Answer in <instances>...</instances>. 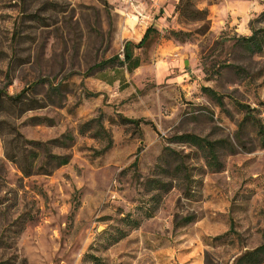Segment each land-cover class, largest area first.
Instances as JSON below:
<instances>
[{
    "label": "rangeland",
    "instance_id": "obj_1",
    "mask_svg": "<svg viewBox=\"0 0 264 264\" xmlns=\"http://www.w3.org/2000/svg\"><path fill=\"white\" fill-rule=\"evenodd\" d=\"M177 1L0 0V85L9 62L10 94L36 77L66 83L59 106L11 122L26 139L73 137L68 147L51 148L69 155L66 164L29 176L3 157L0 140V264H232L262 242L264 147L256 130L243 135L249 151L220 150L218 172L171 138L188 132L233 143L240 113L232 98L253 107L264 130V45L251 54L232 40L218 42L248 36L251 28L262 34L264 0H189L206 11L203 21L174 12ZM148 25L159 36L135 50L140 63L131 72L109 71L120 77L111 83L95 73L62 78L120 56L124 40H138ZM170 29L189 36L166 38ZM202 86L223 96L226 111ZM118 115L142 121L134 127ZM30 116L52 123L30 124ZM98 117L108 145L96 125L77 131ZM166 146L186 154L191 175L186 183L172 180L158 199L147 179L169 180L159 167ZM186 215L193 219L182 223Z\"/></svg>",
    "mask_w": 264,
    "mask_h": 264
},
{
    "label": "trees",
    "instance_id": "obj_2",
    "mask_svg": "<svg viewBox=\"0 0 264 264\" xmlns=\"http://www.w3.org/2000/svg\"><path fill=\"white\" fill-rule=\"evenodd\" d=\"M174 12L187 20L203 21L206 18V11L204 9H197L189 0H178L174 6ZM260 14L264 15V2ZM18 35L19 32L15 28L10 35V39L15 40ZM153 36L158 37L159 31L149 25L143 29L138 40H124L120 56L114 54L107 58L100 59L88 66L85 71L81 73L70 71L63 75L62 78L68 79L72 74L85 77L95 73L98 75V78L107 83H111L114 79H119L120 77L109 75V71H113L114 73H118V70L121 72H131L138 67L140 57L135 53V50L142 49ZM188 36L189 31L170 29L166 38L171 37L177 41H182ZM227 40H232L233 45L238 44L251 54L259 53L264 45V31L262 34H259L258 30L251 28V33L248 36L221 37L218 42L222 43ZM13 59L14 56L11 60L13 61ZM8 64L0 85V140L3 157L13 163L23 176H29L31 174H49L54 168L66 164L69 160L68 154H55L51 152V148L68 147L73 140L72 135L69 132H64L59 137L45 141L26 139L11 122V118H18L27 111L43 109L47 106H59L64 97L66 83H62L61 80L53 82L49 78L36 77L15 93L10 94L7 88L11 84L12 78L10 74L14 69L10 62ZM225 66L231 67L232 65L228 64ZM206 72L207 70L205 69V74H207V76L211 75ZM241 72H244L243 68L239 66L235 67V73L237 75ZM215 74H220V70L216 69ZM40 86L45 87L43 95L36 96V89ZM201 90L210 96L221 110L226 111L224 108L223 96L221 94L206 86H202ZM84 94L86 96L92 95V93L85 90ZM231 100L235 109L240 113V118L236 122L233 143L227 138L208 139L206 136H199L188 132L174 135L171 138L173 142L187 144L195 148L200 154L205 168L209 172H218L223 168L219 153L220 150H226L229 154L235 153L236 149L246 152L250 150V148L244 146L243 142V135L247 128L256 130L260 140L259 146L264 147V130L262 129L263 127L259 117L255 113V109L237 99L232 98ZM118 119L119 122L123 124L132 123L134 127H138L139 123L142 121L140 118H126L121 115H118ZM28 120L30 124L44 123L49 125L52 123V119L45 116H30ZM93 125L97 126V131L106 132L99 122V117L83 122L77 131L79 134H83ZM105 136L108 145L110 143V137L106 133ZM185 156L186 154H180L178 151L167 146L164 147L160 155V161L165 164V166L159 167L161 170L160 172L163 173L165 177L169 178V180L162 181L159 178L147 179V189L157 190L156 197H158V199L160 198L159 192L164 193L172 187V180H185L186 183L189 179L191 174L189 172V167L185 163ZM132 164L134 165L135 162ZM150 214L151 213H147L146 216L148 217ZM192 219V215H186L182 217L181 222L187 223ZM261 236L262 242L259 245L239 254L233 259L232 264L264 263V225Z\"/></svg>",
    "mask_w": 264,
    "mask_h": 264
},
{
    "label": "crops",
    "instance_id": "obj_3",
    "mask_svg": "<svg viewBox=\"0 0 264 264\" xmlns=\"http://www.w3.org/2000/svg\"><path fill=\"white\" fill-rule=\"evenodd\" d=\"M149 26V25H148Z\"/></svg>",
    "mask_w": 264,
    "mask_h": 264
}]
</instances>
